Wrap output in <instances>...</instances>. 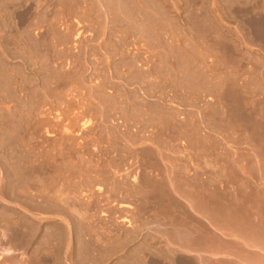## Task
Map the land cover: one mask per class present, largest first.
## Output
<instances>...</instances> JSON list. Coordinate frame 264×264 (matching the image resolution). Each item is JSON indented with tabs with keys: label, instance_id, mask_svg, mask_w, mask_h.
Here are the masks:
<instances>
[{
	"label": "rangeland",
	"instance_id": "rangeland-1",
	"mask_svg": "<svg viewBox=\"0 0 264 264\" xmlns=\"http://www.w3.org/2000/svg\"><path fill=\"white\" fill-rule=\"evenodd\" d=\"M263 169L264 0H0V264L257 254Z\"/></svg>",
	"mask_w": 264,
	"mask_h": 264
},
{
	"label": "bare ground",
	"instance_id": "bare-ground-1",
	"mask_svg": "<svg viewBox=\"0 0 264 264\" xmlns=\"http://www.w3.org/2000/svg\"><path fill=\"white\" fill-rule=\"evenodd\" d=\"M257 159H258V157H257ZM262 199L264 200L263 197H262ZM257 201H256V205L255 204L254 205H252V204L247 205L249 203L246 202V206L245 205L242 206L244 203H241L242 205H240L239 203H238L239 205L238 204L236 205V203H235V205H234L235 208H232V209L229 208V210H228L227 206H224L223 208L220 209L221 211L224 209L223 213H221V211L219 212L221 214H225V218L223 216L224 219H222L221 217H218V216L216 217V219L212 218V217H204V218H205V222L208 224V226H210L213 229V231H215V233H218L221 237H224V238L229 237V236H225V235H227V233H228V235L232 234L233 236L230 238L235 239V240H242L243 241L242 243L245 246H247L248 244L250 246V244H251V245H253L252 247H255V248L258 247L256 249H258L260 253L257 252V254H256V252H255V254H253L252 251H251L252 254L247 253L246 251H245L246 253H244V252L241 253V251H237L235 247H233V246L230 247L229 245L224 249L223 248L224 244L222 243V240L219 237H217V239L214 237L213 238L214 240L212 239V241H211L212 243L211 244L209 243V245H208V243L207 244L205 243L206 240H204L205 242H201V243H204V244H202L203 249H200V248H202V247H200L201 244L199 242L198 244H200V245L198 246L197 241L195 239L191 238V239L187 240L185 242V244H186L185 248H187V250L184 248V251L188 252L190 254H188V253H186V254H188V255L192 254L191 256L195 257V258H193L195 260L194 261L195 264H216L217 261L214 263V261L212 259L215 260V258L216 259L222 258L223 256L229 258L230 261H228V264H264V260H263V257H264L263 256L264 255V205L263 204L264 203L262 202L263 204H257V203H261V201H259V202H257ZM252 203H254V201H252ZM194 206L195 205H193V203L192 204L189 203V207H192V208H190L191 210L193 209ZM198 208L201 209L200 207H198ZM225 230H227V233H225ZM206 235H207L206 236L207 240L212 238V236L211 237L209 236L210 233H207ZM242 235H244V236H242ZM247 237H248V239H247ZM214 241H216L217 243ZM240 245L242 246V244H240ZM249 248H247V249H249ZM240 249L241 248H239V250ZM250 249L253 250L254 248H250ZM216 252H218L219 255ZM248 252H250V251H248ZM258 253L262 254L263 257L259 259ZM235 254H237V255H235ZM221 264H225V263L222 262Z\"/></svg>",
	"mask_w": 264,
	"mask_h": 264
},
{
	"label": "crops",
	"instance_id": "crops-1",
	"mask_svg": "<svg viewBox=\"0 0 264 264\" xmlns=\"http://www.w3.org/2000/svg\"><path fill=\"white\" fill-rule=\"evenodd\" d=\"M200 218H201V217H200ZM201 220L205 222V218H201ZM191 255H192V254H191Z\"/></svg>",
	"mask_w": 264,
	"mask_h": 264
}]
</instances>
